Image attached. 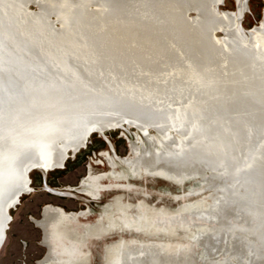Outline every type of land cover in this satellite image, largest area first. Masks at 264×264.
Segmentation results:
<instances>
[{
  "label": "water",
  "instance_id": "1",
  "mask_svg": "<svg viewBox=\"0 0 264 264\" xmlns=\"http://www.w3.org/2000/svg\"><path fill=\"white\" fill-rule=\"evenodd\" d=\"M264 257V0H0V264Z\"/></svg>",
  "mask_w": 264,
  "mask_h": 264
}]
</instances>
